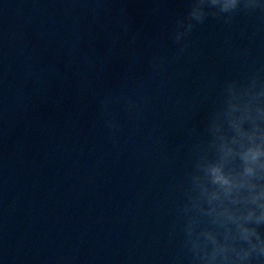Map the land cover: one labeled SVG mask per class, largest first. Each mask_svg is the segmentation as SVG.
I'll return each mask as SVG.
<instances>
[{"label":"water","instance_id":"95a60500","mask_svg":"<svg viewBox=\"0 0 264 264\" xmlns=\"http://www.w3.org/2000/svg\"><path fill=\"white\" fill-rule=\"evenodd\" d=\"M187 8V0L163 1L109 109L123 132L113 139L105 116L6 264H172L180 255L179 235L170 242L168 232L187 157L175 150L188 126L204 120L226 79L264 66V21L241 15L231 25L210 18L193 31L181 60L162 74L147 73L153 55L174 54L170 32ZM126 96L138 111H123Z\"/></svg>","mask_w":264,"mask_h":264},{"label":"clouds","instance_id":"9594fccd","mask_svg":"<svg viewBox=\"0 0 264 264\" xmlns=\"http://www.w3.org/2000/svg\"><path fill=\"white\" fill-rule=\"evenodd\" d=\"M187 3L170 32L174 54L153 55L147 73L162 74L181 60L193 31L210 18L225 25L241 15L264 21V0ZM111 94L99 98L98 106L115 139L123 128L109 112ZM122 99L124 112L138 111L131 97ZM185 135L175 150L187 164L168 232L170 242L180 237L172 264H264V66L226 79L204 120L188 126Z\"/></svg>","mask_w":264,"mask_h":264}]
</instances>
